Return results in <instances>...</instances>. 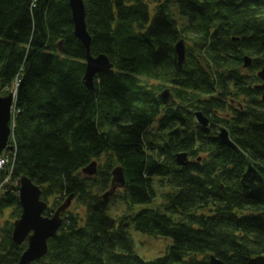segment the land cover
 <instances>
[{
    "label": "trees",
    "instance_id": "obj_1",
    "mask_svg": "<svg viewBox=\"0 0 264 264\" xmlns=\"http://www.w3.org/2000/svg\"><path fill=\"white\" fill-rule=\"evenodd\" d=\"M68 1L0 0V96L14 93L0 264H18L27 246L11 239L23 177L40 188L45 216L73 195L47 254L31 264H264V102L253 88L264 68V0H83L90 53L112 64L92 91ZM164 88L168 106L157 99ZM228 99L242 110L225 111ZM195 110L216 114L213 128L227 127L237 149L194 125ZM178 153L200 161L178 166ZM94 161L95 175L83 174ZM249 164L262 180L246 175ZM117 166L125 187L103 200ZM113 200L124 207L114 218ZM132 221L171 240L163 255L135 253Z\"/></svg>",
    "mask_w": 264,
    "mask_h": 264
},
{
    "label": "water",
    "instance_id": "obj_2",
    "mask_svg": "<svg viewBox=\"0 0 264 264\" xmlns=\"http://www.w3.org/2000/svg\"><path fill=\"white\" fill-rule=\"evenodd\" d=\"M68 6L71 12V20L73 23V35L80 42L85 51V72L83 76V85L87 90L94 89V80L97 74L102 71L112 69L108 58L105 55L92 56L90 53L91 38L86 29L85 23V7L83 0H69ZM233 40H237L234 38ZM59 51L62 50V43L57 44ZM174 51L177 57V66L181 70L185 62L186 45L183 39L179 40L175 46ZM252 59L244 58L243 68L251 67ZM258 78L264 82V68L257 73ZM256 89L263 90L262 101L264 102V84L256 86ZM158 102L161 105H168L173 95L169 88H165L157 95ZM14 102V94L9 93L6 96H0V154L5 151L12 152L14 147L9 145V139L12 134L10 126L12 118V109ZM198 123L203 126H208V119L201 113H195ZM220 143L232 150H236V145L229 139L226 129L221 128L218 133ZM175 162L179 166H185L189 163L188 157L185 153H178L175 155ZM97 162L94 161L86 166L82 173L86 176L93 177L96 173ZM246 175L250 178L262 180L261 175L256 171L252 165H248ZM110 189L105 192L101 198L107 200L117 190L125 187V177L123 169L119 166L115 167L111 172ZM42 192L40 188L32 183L28 178H21L18 187V200L21 208L19 217L13 222V229L11 234L12 242L20 246L24 242L27 247L19 258L18 264H31L42 259L48 252V240L54 238L62 224V214L70 207L73 195L67 198L50 217L44 216L48 208V203L41 198ZM210 264H223L214 256H210Z\"/></svg>",
    "mask_w": 264,
    "mask_h": 264
},
{
    "label": "rangeland",
    "instance_id": "obj_3",
    "mask_svg": "<svg viewBox=\"0 0 264 264\" xmlns=\"http://www.w3.org/2000/svg\"><path fill=\"white\" fill-rule=\"evenodd\" d=\"M150 16H153L152 7L150 8ZM10 93H13V92H10ZM142 207L144 206H137V207H134L133 210L134 212H137ZM69 208H71V206ZM123 210H124V207L122 204H120L118 200H113L112 202H110V206L108 207V213L113 218L121 215L124 212ZM10 214H11L10 210L8 209L0 211V226L1 227L4 225L5 222L9 220ZM13 222H12V225H13ZM129 224H130V233H131V236L134 242L135 253L139 257L145 260H151L153 258L163 255L165 251L167 250V247L171 244V240L167 238H152L144 234H140L134 229V221H132Z\"/></svg>",
    "mask_w": 264,
    "mask_h": 264
},
{
    "label": "flooded vegetation",
    "instance_id": "obj_4",
    "mask_svg": "<svg viewBox=\"0 0 264 264\" xmlns=\"http://www.w3.org/2000/svg\"><path fill=\"white\" fill-rule=\"evenodd\" d=\"M257 73H258V71L256 72L255 75H256V77L258 78ZM248 76H249V75H248V73H247V77H248ZM258 79H259V78H258ZM262 84H264V82H262V81L259 79V82H256V84L253 85V88H254L255 90H259V91H261V93H260V100H261V101H262V93H263V90H261V89H256L255 87H256V86H259V85H262ZM169 89H170V88H169ZM170 91H171V90H170ZM171 93H172V92H171ZM170 103H171V102H170ZM170 103H169L168 105H170ZM168 105H165V106H168ZM231 107H232L231 110H234V111H237L238 109H239V110H242V103L237 102V100H234V99H228L227 104L225 105V111H229V108H231ZM197 112H201V113H202V114L208 119V126H207V127H203V126H201V125L198 123V121H197V119H196V117H195V113H197ZM228 115H229V114H227V117H228ZM192 116H193V119H194V121H193L194 125L200 127L203 131H207V132H208V135H210L209 133H213V134H214L213 136H209V138H211V139L217 138V139H218V133H219V131H220L221 128H224V129L227 130V132H228V136H229V138H230L229 130H228V128L225 127L224 125H219V126L216 127V129L213 128V126L215 125L214 122H213V118L217 117L216 114L206 115L202 110H195V111L192 113ZM218 140H219V139H218ZM219 142H220V141H219ZM185 154H186L187 157H188L189 163H191V162L193 163V162H195V161L198 162V159L196 160V159H194L193 157L188 156L187 153H185Z\"/></svg>",
    "mask_w": 264,
    "mask_h": 264
},
{
    "label": "built area",
    "instance_id": "obj_5",
    "mask_svg": "<svg viewBox=\"0 0 264 264\" xmlns=\"http://www.w3.org/2000/svg\"><path fill=\"white\" fill-rule=\"evenodd\" d=\"M4 162H5V160L0 159V168L3 167Z\"/></svg>",
    "mask_w": 264,
    "mask_h": 264
}]
</instances>
